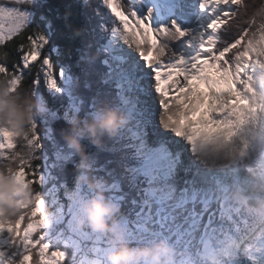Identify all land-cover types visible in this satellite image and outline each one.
I'll use <instances>...</instances> for the list:
<instances>
[{"label":"snow or ice","instance_id":"obj_1","mask_svg":"<svg viewBox=\"0 0 264 264\" xmlns=\"http://www.w3.org/2000/svg\"><path fill=\"white\" fill-rule=\"evenodd\" d=\"M78 2L91 11L67 62L48 0H0L5 95L27 89L40 106L27 133L0 127V180L24 193L0 207V264H108L117 241L88 226L95 192L65 141L102 106L129 123L83 150L126 243L166 241L174 264H264V219L229 195L253 170L264 178V4L249 15L247 0ZM71 15L56 20L71 29Z\"/></svg>","mask_w":264,"mask_h":264},{"label":"clouds","instance_id":"obj_2","mask_svg":"<svg viewBox=\"0 0 264 264\" xmlns=\"http://www.w3.org/2000/svg\"><path fill=\"white\" fill-rule=\"evenodd\" d=\"M7 78H0V127L15 126L21 134L27 133L30 117L39 115V103L27 89L14 94H6ZM129 123V115L118 107L106 106L93 118L77 117L65 136L67 145L81 156V171L88 176V187L95 196L85 202L84 210L88 226L96 232L111 234L117 241L116 251L111 253L110 264H174L175 249L166 241L153 247H132L125 242L123 230L119 227L117 217L120 207L107 199L103 191V181L93 180L90 175V162L83 150L82 139H89L99 150L105 147L104 138L115 139ZM245 167H247L245 165ZM249 184L246 190L237 188L229 193L230 198L243 210L257 218L264 219V178L258 171L248 174ZM24 195L15 182L5 177L0 180V207L6 211L15 210L14 198Z\"/></svg>","mask_w":264,"mask_h":264},{"label":"trees","instance_id":"obj_3","mask_svg":"<svg viewBox=\"0 0 264 264\" xmlns=\"http://www.w3.org/2000/svg\"><path fill=\"white\" fill-rule=\"evenodd\" d=\"M248 4H249V15L252 13L253 8L251 7L252 5H260V4H264V0H247ZM97 3V0H92V4L95 5ZM78 5V6H77ZM48 7L51 9V13L50 16L51 18L55 21L57 27L60 29L61 34L57 36V38L54 40V44L57 47H60L63 52H64V59L67 62H74L76 56L78 55V53L76 52V49L79 48L81 46L82 43V37H76V38H72L73 37V33L76 32L78 29H81L83 27L82 25V13L84 11H91V9H84L81 7L80 3L78 2V0H48ZM71 12L72 15L70 17V21L72 24L71 29H67L64 27V22L62 19L60 20H56L57 16H60L61 18L64 16V14L66 12ZM104 106L100 107L98 111H100L101 109H103ZM97 114V113H96ZM91 116L88 117L89 118H93L95 117ZM85 118V117H82ZM85 141V143H91V141L87 138L82 139L81 143ZM83 145V143H82ZM93 147H95L92 144ZM97 148V147H95ZM98 149V148H97Z\"/></svg>","mask_w":264,"mask_h":264},{"label":"rangeland","instance_id":"obj_4","mask_svg":"<svg viewBox=\"0 0 264 264\" xmlns=\"http://www.w3.org/2000/svg\"><path fill=\"white\" fill-rule=\"evenodd\" d=\"M259 72H260V70H259V69H257V73H258V74H259ZM10 94H11V93H10ZM105 107H106V106H105ZM105 107H104V108H105Z\"/></svg>","mask_w":264,"mask_h":264}]
</instances>
